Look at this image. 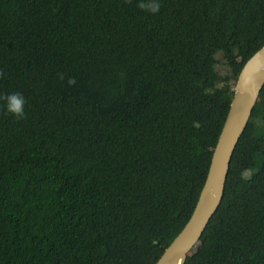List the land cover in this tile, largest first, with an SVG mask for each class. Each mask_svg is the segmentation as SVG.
<instances>
[{
  "label": "trees",
  "instance_id": "obj_1",
  "mask_svg": "<svg viewBox=\"0 0 264 264\" xmlns=\"http://www.w3.org/2000/svg\"><path fill=\"white\" fill-rule=\"evenodd\" d=\"M139 2L0 0V264H154L192 214L264 0ZM184 264H264V85Z\"/></svg>",
  "mask_w": 264,
  "mask_h": 264
},
{
  "label": "water",
  "instance_id": "obj_2",
  "mask_svg": "<svg viewBox=\"0 0 264 264\" xmlns=\"http://www.w3.org/2000/svg\"><path fill=\"white\" fill-rule=\"evenodd\" d=\"M264 85V44L241 67L233 96L212 151L208 171L187 222L154 264H184L216 211L224 190L229 163Z\"/></svg>",
  "mask_w": 264,
  "mask_h": 264
},
{
  "label": "clouds",
  "instance_id": "obj_3",
  "mask_svg": "<svg viewBox=\"0 0 264 264\" xmlns=\"http://www.w3.org/2000/svg\"><path fill=\"white\" fill-rule=\"evenodd\" d=\"M138 8L144 11H148L152 14H155L159 11L161 5L159 3V0H140L138 3ZM4 73L2 70H0V76H2ZM60 79H63L62 74H58ZM75 78H70L68 80L69 85L75 84ZM0 100L4 101V106L7 110V112L11 113L16 118H23L25 115L24 113V106L26 103L25 97L21 93H10V94H4L0 96Z\"/></svg>",
  "mask_w": 264,
  "mask_h": 264
},
{
  "label": "rangeland",
  "instance_id": "obj_4",
  "mask_svg": "<svg viewBox=\"0 0 264 264\" xmlns=\"http://www.w3.org/2000/svg\"><path fill=\"white\" fill-rule=\"evenodd\" d=\"M217 57L220 58L221 55H220V54H217ZM217 68H218V69L221 71V73H223V74H225V73L228 72L227 68H226L224 65H222V64H218V65H217Z\"/></svg>",
  "mask_w": 264,
  "mask_h": 264
}]
</instances>
